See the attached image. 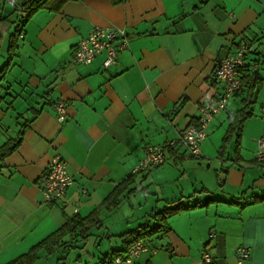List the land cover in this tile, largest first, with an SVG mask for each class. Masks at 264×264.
Segmentation results:
<instances>
[{"label":"crops","instance_id":"0c3cea01","mask_svg":"<svg viewBox=\"0 0 264 264\" xmlns=\"http://www.w3.org/2000/svg\"><path fill=\"white\" fill-rule=\"evenodd\" d=\"M16 19L13 12L5 18L0 70ZM95 26L127 31L128 47L107 70L102 55L87 65L73 62L77 42ZM22 33L0 80V146L19 139L0 161V264L26 254L68 218L94 212L85 238L66 235L31 264L59 254L56 264H101L123 250L121 235L147 220L159 224L151 214L176 201L195 205L146 237L148 249L137 264H202L205 250L215 264H264V200L255 201L264 196V162L255 160L264 131V0H45L24 20ZM242 38L254 46L251 58L260 60L255 95L247 94L246 84L215 115L199 157L178 145L157 168L131 173L147 144L178 140L197 123L201 104L220 91L217 62ZM59 100L66 104L63 122L54 111ZM245 102L251 114L225 141ZM55 154L65 160L74 184L49 203L38 183ZM132 174L118 203L104 204ZM105 236L113 244L99 250ZM239 246L249 251L241 261ZM71 248L80 253L68 261Z\"/></svg>","mask_w":264,"mask_h":264},{"label":"built area","instance_id":"2783aa9c","mask_svg":"<svg viewBox=\"0 0 264 264\" xmlns=\"http://www.w3.org/2000/svg\"><path fill=\"white\" fill-rule=\"evenodd\" d=\"M5 7L11 9L15 14L17 19L15 20L14 29L18 33V38L22 39V24L31 14V4H19L17 0H0V13ZM128 44L125 29L95 26L87 37L77 42L73 62L87 65L95 57L102 55L101 68L107 70L117 64L118 53L126 49ZM253 53L254 46L249 40L245 38L239 40L234 50L217 62L214 70V81L220 91L201 104L197 123L184 129L178 140H169L164 144H147L144 156L137 161L131 173L138 174L157 168L163 164L168 149L176 148L178 145L183 147L187 156L199 157L201 153L200 145L206 138L208 124L216 114L227 107L229 100L242 90L241 76L243 70L258 71L260 60L251 58ZM54 111L59 122L65 121L66 104L64 101H57L54 105ZM260 116L264 120V100L260 107ZM256 143L255 160L263 163L264 131ZM73 184L74 178L68 173L65 160L57 154L53 155L49 159L38 183L44 199L49 203L58 202L66 195L68 188ZM82 191L85 192L86 190L82 188ZM214 235L215 233L211 232L209 236L213 237ZM147 249L146 238L138 239L127 245L120 254L109 261H102L101 264H137L138 256ZM235 253L238 261L249 257V251L244 246L237 247ZM201 263L215 264L209 251H203Z\"/></svg>","mask_w":264,"mask_h":264},{"label":"trees","instance_id":"16d2710c","mask_svg":"<svg viewBox=\"0 0 264 264\" xmlns=\"http://www.w3.org/2000/svg\"><path fill=\"white\" fill-rule=\"evenodd\" d=\"M45 0H31L29 3L31 4V14L38 8H40ZM60 5L61 3L68 1V0H58ZM122 0H111V2L113 4H118L120 3ZM11 10V9H10ZM9 8L5 7L2 12L0 13V34L2 33V30H4L5 27L9 26V23L5 20L7 14H9L10 12H12V10L10 11ZM18 37V33L15 32L10 39L9 42V49H8V58H7V63H6V67L3 68L2 70H0V80L3 78L4 73L6 72L9 63L11 61L12 58V54L14 49L16 48L15 45V38ZM241 80H242V84L244 85H248V90H247V94L250 96L255 95L258 87L261 84V78L258 77L257 75V71L255 72H251L250 70H243V75L241 76ZM251 114L250 110H249V103L245 102L243 108H241L231 119V123L229 125V129H228V133L225 137V141L226 138H228L229 136H231V133L236 130L239 129L240 126L242 125V123L244 122V120ZM19 143V139H15V140H9L7 142H5L4 144H2L0 146V161L11 151L14 150V148L17 146V144ZM133 176V174L131 176H129L124 182H122L121 184H119L114 191L111 193V195H109L105 200H104V204H113L116 205L118 203V196L120 195L121 192H123L128 185L130 184V178ZM262 201L264 200V196L256 198L255 201ZM195 205V204H193ZM193 205H190L189 203H184L183 201H176V202H171L165 206H163L161 209H159L157 212H154V214H151V217H153L154 219H157V221L159 222V224H156L154 226L150 225V221H146L143 224L137 226L135 229L124 233L123 235H121V237H123L126 245L131 244L132 242L138 240V239H143L146 238L154 233H156L157 231L163 229L165 227V221L166 219L179 212L182 211L184 209H187ZM95 212L86 217V218H80L78 216H73L71 218H68L66 223L59 228L57 231H55L54 233L50 234L49 236H47L46 238H44L43 240H41L39 243H37L36 245L32 246L31 249L26 253L23 254L19 257H17L16 259L12 260L11 262H9L8 264H31L33 262H35L37 260V254L39 251L44 250L47 254H50L54 251L55 248H57L62 241V238L66 235L69 236H73V235H80L81 237L85 238L88 235V231L87 228L85 227L86 224L93 225V219L95 218ZM97 225V224H96ZM125 247L123 248V250L125 249ZM123 250L121 251H112L109 255L104 257L103 261H109L111 260L113 257L117 256L118 254H120Z\"/></svg>","mask_w":264,"mask_h":264},{"label":"rangeland","instance_id":"374dc122","mask_svg":"<svg viewBox=\"0 0 264 264\" xmlns=\"http://www.w3.org/2000/svg\"><path fill=\"white\" fill-rule=\"evenodd\" d=\"M108 243L113 244V241L108 242V237L105 236L104 239H103V241H102V243L98 247V249L101 250V249H104V248H108L109 247L108 246ZM68 253H69L68 261H70V259H72L73 256H75V255H77V254L80 253V249L71 248V249H69V252ZM58 256H60V254L59 255H55L53 257H49L48 256L47 259H46V261L44 262V264H56V259H57Z\"/></svg>","mask_w":264,"mask_h":264}]
</instances>
